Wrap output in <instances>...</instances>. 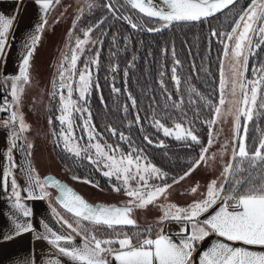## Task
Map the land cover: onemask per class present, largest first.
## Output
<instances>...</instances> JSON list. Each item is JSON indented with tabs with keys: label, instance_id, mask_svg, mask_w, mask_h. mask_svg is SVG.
Returning <instances> with one entry per match:
<instances>
[{
	"label": "snow or ice",
	"instance_id": "1",
	"mask_svg": "<svg viewBox=\"0 0 264 264\" xmlns=\"http://www.w3.org/2000/svg\"><path fill=\"white\" fill-rule=\"evenodd\" d=\"M34 2L41 10V18L34 31L25 38L18 72L14 75L0 73L5 85L10 88L11 97V100L8 96L3 97V103L0 104V112H10L9 119L3 121L2 125L11 129L7 149L10 166L4 169L0 184L8 192L10 181L9 198L14 210L10 217L13 230L0 239L8 241L25 233H33L34 239L44 240L50 246V255L42 264H264V129L259 127L260 121L264 119V62L259 66L253 65L251 77L247 75L250 57L258 54L256 49L264 47V0H250L238 10L240 0H127L132 9L144 14L149 21L159 22L160 27H145V21L135 23L131 16H121L119 19L127 21L133 29L140 28L148 32H158L173 22L206 20L226 9L233 13L228 18L230 30L214 28L211 32L213 37L219 38L223 58L231 57L234 61L230 68L231 78L225 72L222 58L219 62L218 100L207 98L192 88V92L205 102L210 112L209 118L203 121L208 127L207 143L201 140L194 127H185L183 122L176 120L169 127L163 122L164 116L156 118L154 114L152 117L153 126L158 131L162 130L165 137L174 136L177 141L186 142L187 147L200 146L198 158L178 177H170L151 163L144 155L145 150L133 147L131 137L124 133L118 135L120 140L128 143L127 152L119 144L100 141V134L95 131L87 107L94 85L90 66L99 65L100 53L97 50L92 57L84 59L82 68L77 67V62L85 54L86 46L102 43L99 39H92L90 34L103 21L85 29L77 28L79 16L73 21L69 36L73 37L79 31L83 38L75 35L70 40L74 46L69 49L70 54L64 55L59 66L58 86L57 81H53L56 90L50 95L59 97L60 114L55 119L59 121L60 129H53L52 135L63 142L67 152L78 158H86L108 178L112 191L125 194L128 199L121 206L92 204L58 179H41L35 175L31 165L25 172L27 185L21 189L12 172V168L17 167L12 156L13 149L31 155L33 145L30 142L17 143L26 140L22 134L30 128L19 109L25 86L30 83L32 58L48 26L47 17L60 0ZM95 6L89 4V11ZM104 7L110 11L113 8L111 3ZM15 20V16L0 13V57L10 47L9 35ZM175 64L179 65L180 61L176 60ZM111 70L115 71L114 68ZM76 77L78 79H74ZM171 78L179 87L181 80L175 66ZM95 86L98 88L99 84L95 83ZM113 90L120 91L119 88ZM74 93H78L76 99H73ZM229 95L233 99H228ZM168 98L171 99V95ZM182 103L181 97L172 107L181 109ZM132 106H136L135 99H132ZM124 110L127 112V107ZM227 115L233 116V134L231 141L222 146L221 154L229 153V159L224 163L219 183L218 179L209 181L203 193H200V198L183 207L171 202L158 203L161 198L167 200L169 190L190 177L198 168L211 166L209 162L216 159V154L209 150L216 142L214 136L219 135L214 132V128ZM180 116L184 117L186 113L181 112ZM78 119L82 120L81 124L76 123ZM167 119L172 117L168 116ZM140 120L137 114L135 122L139 124ZM250 122L259 135L249 134ZM48 123L53 124L51 116ZM78 127L87 136L84 146L79 143L84 137L76 135ZM108 130L112 135H117V130L111 126H108ZM144 140L148 144L153 143L147 135ZM158 146H163V141ZM72 179L80 181L81 177L73 176ZM169 179L172 183H168ZM82 182L99 187L88 177H84ZM49 187L57 191L54 198L47 190ZM22 191L27 195L22 197ZM189 191L192 194L199 193V183ZM46 199L49 200L50 211L58 228L41 221L44 232L36 233L31 222L32 209L24 201ZM53 200L56 206H53ZM150 205L162 209L157 225L165 221H175L179 225L175 233H167L162 227L140 228L132 214ZM132 228L136 230L132 231ZM23 264H37L34 255Z\"/></svg>",
	"mask_w": 264,
	"mask_h": 264
},
{
	"label": "trees",
	"instance_id": "2",
	"mask_svg": "<svg viewBox=\"0 0 264 264\" xmlns=\"http://www.w3.org/2000/svg\"><path fill=\"white\" fill-rule=\"evenodd\" d=\"M247 2L249 0H240V6ZM108 3L113 6L111 11L104 7ZM85 4L81 9L80 19L77 20L78 29L103 21L91 33L94 39H99L102 43L97 44L96 49L95 45L91 48L92 53L97 50L100 53L99 65H96L94 73L95 83L99 84V88L93 85L87 105L100 140L119 144L123 150H127L129 145L120 140L118 135L124 133L131 137L133 147L143 148L147 159L170 177L181 175L198 158L200 146L187 147L184 141H177L172 136L165 137L161 130L158 131L153 126L152 117L154 114L156 118L164 116L163 122L166 125H171L176 120L187 127H194L201 140L207 142L208 127L203 121L209 118L210 112L205 102L192 92V88L207 98L218 99L222 45L219 38L213 37L211 32L214 28L228 31V18L233 13H228L226 9L206 20L173 22L158 32H148L140 28L133 29L127 21L119 19L127 16L125 12H128L140 22L145 21V27L160 26L159 22L149 21L124 0H88ZM89 4L96 6L89 11ZM255 51L258 54L249 59L250 71L247 75L250 77L251 67L262 63L264 47ZM176 60L180 61L179 65L175 64ZM174 66L181 83L179 87L170 86L166 89L160 79H170ZM114 88H119L120 91L115 92ZM169 95L171 99L168 98ZM181 97V109L173 108L172 105L179 102ZM132 99L136 101L135 107L132 106ZM181 112L186 113V116L181 117ZM137 114L141 117L139 124L135 122ZM168 116L172 119H167ZM108 126L116 129L117 135H112ZM254 127L250 122L249 134L257 136L259 133L254 131ZM259 127L264 129V119L260 121ZM145 135L152 139V144L144 140ZM81 141L83 144L86 140ZM160 141H163V146H158ZM65 168L69 173L90 178L99 187L105 186L102 178H96L97 170L85 158H80L79 164L74 162L61 167L60 171H65Z\"/></svg>",
	"mask_w": 264,
	"mask_h": 264
},
{
	"label": "rangeland",
	"instance_id": "3",
	"mask_svg": "<svg viewBox=\"0 0 264 264\" xmlns=\"http://www.w3.org/2000/svg\"><path fill=\"white\" fill-rule=\"evenodd\" d=\"M72 1L73 3L75 1V5L70 8H67L65 13L66 19L64 20L63 24H61L60 26L57 25L54 35L49 39V44L47 45V47L44 48L45 49L43 50L44 53L41 54L40 57L41 60L35 61L31 66L30 83L25 86V91L22 95V101L19 109L24 117L25 122L28 125H30V128L28 131L22 134L23 137L26 138V140L17 141V143L20 144V143L30 142L33 145V147L30 149L31 155H29V161L32 164V167L35 169V175H38L40 178L41 175H43L46 172H53L55 174H59L61 177L66 178L85 197H87L91 201L101 200L105 202L125 203L126 200L128 199L125 196V194L123 192L117 193L112 191L111 182L108 180V178L104 177L102 173L99 171H97L96 178L98 177L104 180L103 182L105 185L104 187H94L90 184L83 183L81 180L78 181L69 178L67 176L69 173L67 168H65V171H60L61 167H64L65 165L73 164L74 162L79 164V159H80L78 157H75L73 154L67 152L63 147V142L61 140H58L55 136L52 135L53 129H55L56 131H59L60 129L59 121L55 119V117L60 114L58 111L59 97L57 96L53 98L50 95L52 92L56 90L53 88V81L56 80L58 86L59 66L63 61L64 55L70 54L69 49L74 46V44L70 43V40L74 39L75 35H80L81 38H83L82 34L78 33V31L73 34V37H70L69 31L73 27V21L76 19L77 16L80 15L81 13L80 10L81 9L83 10L84 5H86L85 2L88 0H72ZM122 6L124 5L122 4ZM238 7H240V4L238 5ZM125 13L127 14V16H130L128 12ZM228 13H232V12H228ZM132 19L136 23H140V20L136 19L133 16ZM76 24H77V20H76ZM90 36L92 39L95 38L91 34ZM91 48H92L91 44L86 46L85 54L81 57V60L77 62L78 68L83 67L82 61L84 59H88L94 55V53L91 52L92 50ZM96 48L97 46L95 47V49ZM53 53L55 54L53 55V57H51ZM50 57L54 58L52 59L53 61L50 60ZM223 59H224L225 72L227 73L230 79L231 78L230 68L234 61H232L231 57L223 58ZM262 62H264V55L262 58ZM90 68L95 83L94 73H95L96 65H91ZM171 77H172V73L170 79L169 78L166 79L164 77L160 79L161 81H163L162 84L166 89H169L170 86L177 87L176 82L173 81ZM74 79H78V77ZM229 89H230V85H229ZM237 93L239 94V89H237ZM77 96L78 93H74L73 99H76ZM228 99L231 100L233 99V97L229 95ZM50 116L53 118L52 125H49L48 123V119ZM76 123L81 124L82 120L78 119ZM167 126L171 127L173 126V123ZM232 128H233V116L227 115L223 117L214 128V132H218L219 135L214 136L216 142L212 145V147L209 150L210 153L216 154V159L214 161L209 162L211 166H202L198 168L196 171L192 173L190 177L186 178L183 181H180L178 184L174 185L169 190L170 194L167 200L161 198L158 201V203L165 204L171 202V203H175L178 206L183 207L191 203L193 200L199 199L200 193H203L209 181L213 179H218V183H219L220 173L222 171L224 163L229 159V153L221 154L222 146L225 145L227 141H231L233 134ZM76 135L78 137L84 136V140H86L84 141L83 144L81 141L82 139L79 141L81 146L87 144L86 133H84L81 128L78 127L76 129ZM100 141L104 143L102 140ZM106 143L112 144L109 142ZM112 145H116V144L113 143ZM128 150L129 147L127 148V150L124 151L127 152ZM87 162L89 161L87 160ZM156 182L159 183V181ZM168 183H172V181L170 180ZM197 183H199L200 185V192L197 194L190 193L189 191L190 188ZM47 190L49 191L51 197L53 198L55 188L49 187ZM52 203L56 206L54 200L52 201ZM146 210L147 211L151 210L152 212L155 213L154 214L155 216L158 215V218L162 214L161 208L150 205L146 209L135 210L132 214L133 218L137 219L138 214L141 215L144 211L146 212ZM139 226L141 229L146 226H153L154 228L159 227L157 223H152L145 226L144 225H139ZM131 230L135 231L136 229L132 228Z\"/></svg>",
	"mask_w": 264,
	"mask_h": 264
},
{
	"label": "crops",
	"instance_id": "4",
	"mask_svg": "<svg viewBox=\"0 0 264 264\" xmlns=\"http://www.w3.org/2000/svg\"><path fill=\"white\" fill-rule=\"evenodd\" d=\"M74 5L75 1L73 3L72 0H60V3L56 4L51 10L47 17L48 26H46L41 41L36 48L31 66L35 61L41 60V54L44 53L43 50H45L44 48L49 44V39L54 35L57 25L60 26L66 19L65 13L67 8ZM0 13L5 16L16 17L14 25L10 30V47L6 48V54L1 57V73L14 75L18 72L20 55L25 38L34 31L35 25L40 22L41 10L39 6L35 4L34 0H0ZM61 13H63V15H61ZM12 37H14V39H12ZM54 54L55 53H53L51 57H53ZM51 57L50 60L54 59ZM6 88L9 93V88L7 86ZM2 122L3 121L0 122V181H2L4 169L10 166L7 160V149L9 147V131L11 129L3 127ZM13 150L15 151H12V156L17 167L12 168V172L18 184L21 186V189H23L27 185L25 172L29 165L32 167V164L29 161V155L24 151L18 149ZM10 195L11 193L5 192L2 184H0V237L10 234L13 230V223L10 217L11 212L14 210L11 208L12 200L9 198ZM21 195L24 197L27 193L22 191ZM24 202L32 209L33 214L31 222L36 233L44 232L41 221L48 223L53 228H58L51 214L48 199L25 200ZM53 206L55 205L53 204ZM154 214L155 213L151 210H146V212L144 211L141 215L138 214L137 219H134L137 223L142 224L151 222L157 223L158 215L155 216ZM159 227L164 228L167 233H175L179 225L175 221H165L163 224H160ZM206 246L207 244H205V247ZM33 255L37 264H42V261L50 255V246L44 240L34 239L33 233H25L8 241L0 239V264H23L28 257Z\"/></svg>",
	"mask_w": 264,
	"mask_h": 264
},
{
	"label": "water",
	"instance_id": "5",
	"mask_svg": "<svg viewBox=\"0 0 264 264\" xmlns=\"http://www.w3.org/2000/svg\"><path fill=\"white\" fill-rule=\"evenodd\" d=\"M126 3H127V0H124ZM250 2V1H249ZM130 6V5H129ZM131 7V6H130ZM137 12H139L138 10H136ZM142 14V13H141ZM144 15V14H143ZM181 22H185V21H181ZM188 22V21H187ZM160 26H158L157 28H159ZM230 30V29H229ZM223 47H222V51H221V58L220 60L223 58ZM219 76H220V65H219ZM219 83V81H218ZM207 143V142H206ZM205 143V144H206ZM187 170V169H186ZM185 170V171H186ZM183 174V173H182ZM181 174V175H182ZM69 178H72L73 176H79L75 173H68L67 175ZM180 176V175H179ZM44 177H52V178H55V179H58L60 180L61 182L65 183L67 186L71 187L75 192H77L78 194H80L81 196H83L88 202L92 203V204H113V205H117V206H121L123 205L124 203H116V202H105V201H101V200H94V201H91L89 200L87 197H85L74 185H72L66 178L64 177H61V176H58L57 174L53 173V172H46L44 173L43 175H41V179H43ZM81 177V181L83 180V176H79ZM57 195V191L55 189V192L53 194V198Z\"/></svg>",
	"mask_w": 264,
	"mask_h": 264
},
{
	"label": "built area",
	"instance_id": "6",
	"mask_svg": "<svg viewBox=\"0 0 264 264\" xmlns=\"http://www.w3.org/2000/svg\"><path fill=\"white\" fill-rule=\"evenodd\" d=\"M1 57H0V73H1ZM8 96L9 100L10 99V95L7 91L6 85L4 80H2V75H0V104L3 103V97ZM10 116V112H0V122L1 121H5L8 120ZM10 192V181H9V191Z\"/></svg>",
	"mask_w": 264,
	"mask_h": 264
}]
</instances>
